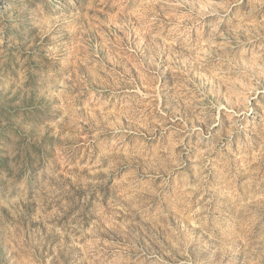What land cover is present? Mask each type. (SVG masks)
<instances>
[{"label":"rangeland","instance_id":"rangeland-1","mask_svg":"<svg viewBox=\"0 0 264 264\" xmlns=\"http://www.w3.org/2000/svg\"><path fill=\"white\" fill-rule=\"evenodd\" d=\"M0 264H264V0H0Z\"/></svg>","mask_w":264,"mask_h":264}]
</instances>
